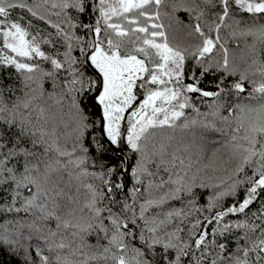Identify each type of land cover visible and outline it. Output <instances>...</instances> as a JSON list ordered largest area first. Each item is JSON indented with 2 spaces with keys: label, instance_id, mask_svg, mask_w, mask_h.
I'll list each match as a JSON object with an SVG mask.
<instances>
[{
  "label": "snow or ice",
  "instance_id": "6c2138e0",
  "mask_svg": "<svg viewBox=\"0 0 264 264\" xmlns=\"http://www.w3.org/2000/svg\"><path fill=\"white\" fill-rule=\"evenodd\" d=\"M0 264H264V0H0Z\"/></svg>",
  "mask_w": 264,
  "mask_h": 264
},
{
  "label": "trees",
  "instance_id": "16d2710c",
  "mask_svg": "<svg viewBox=\"0 0 264 264\" xmlns=\"http://www.w3.org/2000/svg\"><path fill=\"white\" fill-rule=\"evenodd\" d=\"M178 16H179L180 19H183V20H185V22H187V14L186 13H183V12L178 13ZM177 39L179 41L180 40V37H177Z\"/></svg>",
  "mask_w": 264,
  "mask_h": 264
}]
</instances>
